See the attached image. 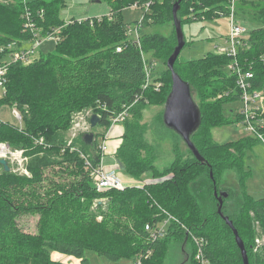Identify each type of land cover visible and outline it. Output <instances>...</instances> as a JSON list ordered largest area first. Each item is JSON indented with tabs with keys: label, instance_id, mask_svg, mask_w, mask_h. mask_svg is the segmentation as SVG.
<instances>
[{
	"label": "trees",
	"instance_id": "trees-1",
	"mask_svg": "<svg viewBox=\"0 0 264 264\" xmlns=\"http://www.w3.org/2000/svg\"><path fill=\"white\" fill-rule=\"evenodd\" d=\"M105 1L110 16L63 27L62 41L52 52L10 68L0 106H16L24 125L20 130L1 121L0 142L25 151L30 157V175L5 172L0 165V264H56L51 261V251L71 256L79 264H91L85 255L87 251L111 261L134 259L151 251L152 256L144 264H162L158 258L168 242L180 235L190 241L193 236L206 240L204 252L210 264H243L234 233L218 213L215 195L222 193L219 186L223 175L232 169L238 173L239 192L225 191L228 197L223 200L222 213L238 230L250 264H264V246L254 251L255 240L260 236L257 230L264 229V198H254L247 191L245 181L249 174L244 170L247 152L261 141L253 136L225 144L211 139L213 128L230 122L223 113V105L240 98L235 78L223 71L231 59L210 53L185 64L177 60L176 72L200 98L201 125L191 140L205 163L199 162L189 149L184 153L177 147L172 165L160 172L153 161L141 158L145 147L142 130L130 128L128 118L153 104L165 106L172 88L167 60L177 39L173 35L140 36L141 49L163 54L166 67L157 74V80L164 83L160 91L144 87L141 52L129 38L130 25L122 15L128 6H120L121 0ZM176 1H146L150 3L149 10L154 11L146 12L142 24L173 23ZM64 2L28 0L26 7L45 34L63 26L60 10ZM26 7L23 0L0 3V46L30 39L24 29ZM219 11L229 16L226 0H191L181 4L178 16L183 24L201 20V15L206 20L219 18ZM192 12L197 19L189 17ZM236 13L258 23L250 33L249 48L238 58L245 70H253L255 88L264 92V0H237ZM119 47L121 52L117 51ZM166 75L169 85L165 83ZM90 107L100 114L98 127L104 130L109 128L112 117L130 108L116 155L129 175L143 179L152 174L153 181L143 189L99 192L95 188L92 172L99 164V140L104 132L92 130V144L86 143L83 135L69 145L67 134L75 112ZM239 120L237 114L236 123ZM101 200H106L105 204L99 203ZM24 216H38L36 234L26 233L19 225ZM168 219L167 236L154 241L146 225ZM191 243L192 262L196 264V249Z\"/></svg>",
	"mask_w": 264,
	"mask_h": 264
},
{
	"label": "rangeland",
	"instance_id": "rangeland-1",
	"mask_svg": "<svg viewBox=\"0 0 264 264\" xmlns=\"http://www.w3.org/2000/svg\"><path fill=\"white\" fill-rule=\"evenodd\" d=\"M11 0H2L0 3L6 4ZM15 1V0H13ZM148 0H125L120 3V6H128L123 9L122 15L124 18V22L129 24L132 27L137 25V22L140 23L143 21L144 15H146V6ZM134 3L132 6H129L131 3ZM146 2V3H145ZM145 3V4H144ZM150 4V3H149ZM137 5L138 8L133 7ZM148 11L153 14L154 8ZM61 15L62 19L72 20L75 18L76 20L79 19H100V17H108L110 16V7L107 1L105 0H65L64 4L61 7ZM193 14V15H191ZM189 17L192 19H197L194 16V12H192ZM201 20H194V22H186L182 24V30L184 33V39L186 42V46L182 50L179 56V63L185 64L187 62L198 60L205 57L208 54L215 53L214 46L215 45H222L226 46V39L229 32V23L230 18L227 16H220L219 18L207 19L204 15L200 16ZM244 16H238L237 20L242 21L243 25L251 31L258 23L250 22L247 18L245 20ZM205 19V20H203ZM153 21L154 18H151ZM154 22V21H153ZM140 29V36L142 35H163L165 37H169L173 35L175 39L176 35L174 33V24L171 22H164V23H151L149 21L147 24H141ZM175 36V37H174ZM30 43H26L25 47H30ZM54 43L46 41L44 42L41 47L36 50L35 55L32 56L31 61L39 58L41 55L50 53L54 50ZM147 50V49H146ZM146 57L160 58V61L157 59V68L159 72L165 70V65H163V54L159 53L156 54L155 51L147 50L145 52ZM46 56V55H45ZM223 71L230 76V72L228 69L223 68ZM169 85V76L166 75L165 83ZM194 93L195 102L197 104L200 103V98L196 94L195 91L192 90ZM3 92L0 90V99H2ZM206 101H212L207 100ZM12 107V106H11ZM10 106L2 105L0 106V120L2 122H8L13 125H18L17 119L13 116L12 110ZM28 105L24 106L27 108ZM94 112L92 107L90 108H82L78 109L76 113L87 110ZM241 109L240 101L235 102H226L223 105V113L226 118L230 121L228 124L222 127L213 128L211 130V139L220 144H225L233 141H237L239 139H243L248 137V132L239 124L236 123V115L237 112ZM140 110V109H139ZM138 110V111H139ZM21 112V111H20ZM164 112V105L157 104V105H150L141 110L139 113H132L128 118V124L131 127H134V130L140 132L142 130L141 136L145 147L141 151V158H148L149 160L153 161V165L156 169L160 172H163L168 167L172 165L175 160V148L181 152L187 153L188 148L184 145L181 137L176 134L175 132L167 129L162 125V116ZM225 118V117H224ZM124 126V123L119 124ZM100 127L93 128V132H98ZM92 132V133H93ZM105 134L108 130L102 131ZM69 131L67 132V134ZM134 134V131L131 133ZM139 138V137H138ZM137 138V139H138ZM102 143V140H99ZM0 144H8L5 142H0ZM210 154H217L210 153ZM27 156V154H26ZM213 156V155H210ZM30 157L27 156V160L25 161V169L27 171V165L29 162ZM114 158L107 159V163H113ZM15 169L11 171L16 173L17 175H24L20 174ZM244 170L249 174V177L246 179V189L247 191L257 199L264 198V144L262 142H256L252 148L247 152V156L244 159ZM122 171V170H121ZM122 176L124 177H133L128 173L122 171ZM151 173L143 176L144 180H152ZM223 181L219 186L221 192H225L226 190H233L234 192H239L238 188V173L235 170H226L223 175ZM136 178V177H135ZM101 202L105 204L106 200ZM97 204H94L96 207ZM101 219V216H99ZM38 216H24L19 220V225L22 229L29 234H36L37 233V223H38ZM257 233L260 236L264 237V229H258ZM192 241V239H191ZM190 240H187L186 236H175L173 237L167 244V248L164 254L158 258L159 262L162 264H193L192 262V243ZM231 242L229 243L230 246ZM226 246V247H227ZM228 249H231L229 247ZM51 261L56 264H79V261L75 258L63 254H57L56 252L51 251ZM86 258L90 261L91 264H133L135 261L134 259H129V257H123L119 261H111L105 256H101L94 251H87Z\"/></svg>",
	"mask_w": 264,
	"mask_h": 264
},
{
	"label": "built area",
	"instance_id": "built-area-1",
	"mask_svg": "<svg viewBox=\"0 0 264 264\" xmlns=\"http://www.w3.org/2000/svg\"><path fill=\"white\" fill-rule=\"evenodd\" d=\"M28 0H23V4L26 7ZM229 9V32L226 39V46L215 45V54L220 56H226L231 59L226 69L229 70L230 76L234 77L236 80V88L239 92V101L241 103V109L237 112L239 115V124L248 132L249 136L258 138L264 144V134L262 130L264 128V92L257 90L255 88V74L253 70H245L239 62V55L247 50L250 46L249 36L251 31H249L242 23L238 21V14L236 13V3L237 0H226ZM138 8L137 5L133 6ZM150 4L146 6L148 11ZM207 11V10H205ZM43 15V12L40 14ZM193 15V14H191ZM216 15L224 16L222 11L216 13ZM195 16V14H194ZM193 17V16H192ZM192 17H190L192 19ZM25 24L24 29L31 36L27 41L12 42L8 45L0 46V90L3 94L6 92V84L8 80V75L10 68L13 64H28L31 62V58L35 55L36 50L41 47V45L46 42H53L54 46L62 41L61 31L62 28L75 22L81 23L89 19H79L72 20L64 19V24L61 27L53 28L47 33H43L37 24L34 22L32 17V12L26 7L24 14ZM101 19V17H100ZM194 20V19H193ZM205 20V19H203ZM93 23V20H90ZM142 22L135 27H127V34L131 41L136 44L141 52L144 74H145V84L144 87H152L155 91H160L163 88L164 83L157 80L158 68L157 60L151 57H146L145 52L141 49L140 44V29ZM26 43H30V47H25ZM122 48H117L118 52H121ZM264 60V56H263ZM229 93H227L228 95ZM115 115L111 118V124L107 129L108 132L100 136V160L98 166L93 169L92 177L94 180V185L97 191H109V190H124L126 188H136L143 189L146 184H149L153 180L138 179L135 177H124L121 174V169L118 164L110 167L105 165V158L110 155L108 141L110 140V135L114 127L125 122L128 118V110ZM13 116L17 119L18 125H16L20 130L23 128V117L20 110L15 106L11 107ZM95 112H90L89 109L80 111L73 115L71 127L68 133V144H72L80 136L89 134L92 132L91 118ZM100 118V114L97 113ZM1 122V120H0ZM43 142V139L40 140ZM0 159H5L9 162L11 170L15 169L20 174L30 175L29 171L25 169V161L27 160L26 153L23 149H13L9 144H0ZM104 201H99L101 203ZM97 204V201L95 202ZM169 227V219L159 224H147L146 231H148L154 241L162 240L167 236ZM193 244L195 246L194 260L196 264H210V261L206 257L204 252V247L207 245V241L193 236ZM264 246V237L258 236L255 240L254 251H258ZM152 256V252L148 251L146 254H139L134 258L133 264H144V261Z\"/></svg>",
	"mask_w": 264,
	"mask_h": 264
},
{
	"label": "water",
	"instance_id": "water-1",
	"mask_svg": "<svg viewBox=\"0 0 264 264\" xmlns=\"http://www.w3.org/2000/svg\"><path fill=\"white\" fill-rule=\"evenodd\" d=\"M191 0H177L173 6V24L177 39V46L173 54L167 60V68L171 73L172 78V88L167 101L164 106L163 113V124L164 126L175 132L181 137L184 145L193 153L194 157L201 163H205V158L201 156L198 149L192 142V136L197 132L201 125V112L198 104L195 102L194 93H192L191 85L184 81L180 75L175 70V65L179 56L186 46L184 39V33L182 30V21L180 20L178 14L181 9V4L183 2H189ZM100 118L97 114H94L91 118L92 128L98 126ZM86 143L92 144L93 133L84 135ZM0 165L3 167L5 172H10L11 167L7 160L0 159ZM118 165L122 171H124V166L118 160ZM212 176V172H211ZM219 208L218 213L231 228L234 233L236 244L241 251L243 258V264H250L247 249L245 247L244 241L239 235L238 230L234 227L233 222L229 217L224 216L222 213V207L224 203V198L228 197L227 192H222L218 195Z\"/></svg>",
	"mask_w": 264,
	"mask_h": 264
},
{
	"label": "crops",
	"instance_id": "crops-1",
	"mask_svg": "<svg viewBox=\"0 0 264 264\" xmlns=\"http://www.w3.org/2000/svg\"><path fill=\"white\" fill-rule=\"evenodd\" d=\"M104 131L103 128L99 129V132ZM125 132V126L117 125L116 127L113 128L111 135H110V140L108 141V146H109V153L110 155L107 156V159H112L113 163H105V165H108L109 168L114 166L115 164H118V159H117V150L120 147L121 143L123 142L122 136ZM97 154V153H96ZM105 158V162H106ZM58 254V253H57Z\"/></svg>",
	"mask_w": 264,
	"mask_h": 264
}]
</instances>
